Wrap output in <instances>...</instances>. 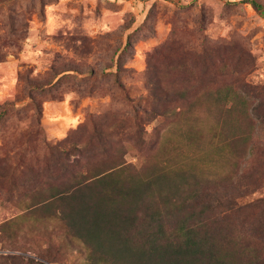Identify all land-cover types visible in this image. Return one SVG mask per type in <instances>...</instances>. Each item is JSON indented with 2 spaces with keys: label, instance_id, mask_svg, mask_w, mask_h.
<instances>
[{
  "label": "rangeland",
  "instance_id": "374dc122",
  "mask_svg": "<svg viewBox=\"0 0 264 264\" xmlns=\"http://www.w3.org/2000/svg\"><path fill=\"white\" fill-rule=\"evenodd\" d=\"M262 99L264 17L248 0H0V222L27 210L32 176L63 178L49 146L68 150L71 173L121 161L133 176L163 172L185 195L204 189L196 177L234 168L227 139L243 155L260 136L250 109ZM152 109L171 116L152 120ZM259 197L264 182L245 201ZM216 222L208 254H264V204ZM62 249L54 264H87Z\"/></svg>",
  "mask_w": 264,
  "mask_h": 264
},
{
  "label": "trees",
  "instance_id": "16d2710c",
  "mask_svg": "<svg viewBox=\"0 0 264 264\" xmlns=\"http://www.w3.org/2000/svg\"><path fill=\"white\" fill-rule=\"evenodd\" d=\"M248 2L264 17L260 0ZM67 72L70 70L63 73ZM152 84L153 96L160 98L158 82ZM164 92L165 99L172 96L176 100L179 91ZM261 106L264 99L250 109L261 137L254 139L249 134L246 139L251 142L243 155L228 149L227 139L223 157L235 160L234 168L196 177L206 187L190 195L183 194L185 189L179 184L168 182L163 172L142 176L136 171L133 176L121 161L94 173H88L82 162L71 173L72 165L65 161L68 150L49 146L51 161L55 159L51 163L62 170L63 178L49 175L38 181L32 176L27 210L0 222V251L21 253L0 254V264H54L61 260L59 254L66 245L82 253L87 264H264L262 250L238 259L208 254L213 230L206 228L208 222L217 223L219 216L227 218L244 207L264 204V197L245 201L264 182ZM145 113L152 120L171 116L154 109ZM6 114V108L1 110L0 119ZM51 163L46 165L48 171ZM22 222H26L34 245L32 253L20 243Z\"/></svg>",
  "mask_w": 264,
  "mask_h": 264
}]
</instances>
